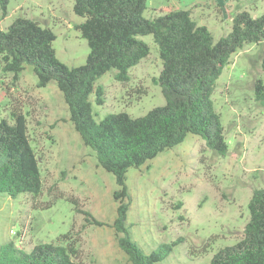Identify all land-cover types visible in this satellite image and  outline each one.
I'll use <instances>...</instances> for the list:
<instances>
[{"label": "rangeland", "instance_id": "1", "mask_svg": "<svg viewBox=\"0 0 264 264\" xmlns=\"http://www.w3.org/2000/svg\"><path fill=\"white\" fill-rule=\"evenodd\" d=\"M74 1L0 0V28L18 18L33 20L54 33L53 49L62 63L81 66L88 46L76 28L83 19L73 13ZM146 6V19L163 7L189 10L215 40L229 33L237 13L264 14V0H147ZM142 40L150 53L129 71L128 81H117L114 71L97 80L104 104L96 106L90 97L96 122L118 112L140 117L164 103L153 80L161 69L156 46L151 36ZM263 57L264 46H245L231 56L215 83L212 99L228 143L226 156L188 134L181 144L129 169V198L122 199L114 198L120 192L114 177L98 165L74 130L55 83L38 88L30 66L14 76L2 71L0 61V119L9 120L11 112L26 117L43 183L37 196L11 199L0 194V245L12 241L28 252L67 235L80 264H130L112 228L124 200L129 204L125 224L145 255L175 242L156 264H208L218 249L241 239L248 201L264 187V108L253 99V85L263 76Z\"/></svg>", "mask_w": 264, "mask_h": 264}, {"label": "trees", "instance_id": "2", "mask_svg": "<svg viewBox=\"0 0 264 264\" xmlns=\"http://www.w3.org/2000/svg\"><path fill=\"white\" fill-rule=\"evenodd\" d=\"M146 1L75 0L73 13L83 19L76 28L88 46L85 63L78 67H68L56 57V37L49 28L25 18L0 28L2 71L18 76L30 66L38 88L55 83L82 143L120 188L115 199L118 195L129 198L125 184L129 169H137L181 144L188 134L200 137L210 150L226 156L228 143L212 99L215 83L234 53L247 45L264 46V14L252 17L246 11L237 13L229 33L215 40L205 26L192 19L189 10L163 7L146 19ZM2 10L5 15L4 5ZM145 36H151L161 62L153 80L164 103L140 117L118 112L96 122L90 97L96 106L104 104L103 88L97 80L114 71L117 81H128L129 71L150 53L142 40ZM261 71L263 76L253 85V99L264 108V57ZM42 187L26 117L11 112L9 120L0 119V194L11 199L20 194L37 196ZM120 201L112 228L129 263L162 261L175 242L145 255L125 224L129 204ZM247 208L249 216L241 239L218 249L208 264H264V187L253 191ZM67 238L63 235L56 243L36 244L28 252L8 241L0 245V264H80L77 250Z\"/></svg>", "mask_w": 264, "mask_h": 264}]
</instances>
